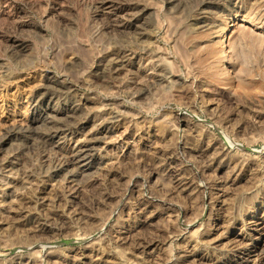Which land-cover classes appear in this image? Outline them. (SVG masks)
I'll return each instance as SVG.
<instances>
[{
	"label": "rangeland",
	"instance_id": "1",
	"mask_svg": "<svg viewBox=\"0 0 264 264\" xmlns=\"http://www.w3.org/2000/svg\"><path fill=\"white\" fill-rule=\"evenodd\" d=\"M115 1L0 0V264H264V0Z\"/></svg>",
	"mask_w": 264,
	"mask_h": 264
},
{
	"label": "bare ground",
	"instance_id": "2",
	"mask_svg": "<svg viewBox=\"0 0 264 264\" xmlns=\"http://www.w3.org/2000/svg\"><path fill=\"white\" fill-rule=\"evenodd\" d=\"M107 1H108V0H107ZM109 1H110V0H109ZM112 1H113V0H112ZM114 1H115V0H114ZM116 1H117V0H116ZM116 1H115V2H116ZM183 1H184V0H169V4L175 5L176 7H177V5H179V7L182 6V8L184 7V9H183V11H184V10H185V7H186V5H187L188 2H187L186 0H185L186 2H183ZM120 2H121V1H120ZM101 3H102V2H101ZM101 3H100V5H101ZM112 3H113V2H112ZM116 3H117V2H116ZM118 3H119V2H118ZM152 3H153V2H152ZM110 4H111V3H110ZM110 4L108 3V5H110ZM146 4H149V3H146ZM153 4H154V3H153ZM112 5H113V4H112ZM137 5H138V4H137ZM150 5H152V4L150 3ZM157 5H158V4H157ZM104 6H105V5H104ZM113 6H114V5H113ZM115 6H116V4H115ZM115 6H114V7H115ZM119 6H120V4H119ZM131 6H132V5H131ZM142 6H143V5H142ZM109 7H110V6H109ZM143 7H144V6H143ZM169 7H170V6H169ZM188 7H189V5H188ZM103 8H104V7H103ZM115 8H116V7H115ZM119 8H121V7H119ZM122 8H123V6H122ZM136 8H137V7H136ZM154 8H155V7H154ZM21 9H22V8H21ZM101 9H102V8H101ZM108 9H109V8H108ZM140 9H142V8H140ZM140 9L138 8L137 11L140 10ZM148 9H149V8H148ZM156 9H157V7H156ZM179 9H180V8H179ZM179 9H177V10H179ZM187 9H188V8H187ZM105 10H106V9H104V11H105ZM114 10L116 11V9H114ZM114 10H113V11H114ZM125 10H126V9H125ZM150 10H151V9H150ZM153 10H154V9H153ZM101 11H103V10H101ZM107 11H108V13L110 12V10H107ZM107 11H106V12H107ZM118 11H119V10H118ZM121 11H122V10H121ZM144 11H145V10H144ZM124 12H125V11H124ZM129 12H130V11H129ZM133 12L135 13L134 10H133ZM138 12H139V11H138ZM140 12H141V11H140ZM148 12H149V11H148ZM150 12H151V11H150ZM154 12H155V11H153L152 13H154ZM103 13H105V12H103ZM134 13H133V14H134ZM146 13H147V12H145L144 14H146ZM105 14L107 15V13H105ZM105 14H104V17H105ZM111 14H112V13H111ZM121 14H122V13H121ZM124 14H126V13H124ZM124 14H123V15H124ZM136 14H137V12H136ZM144 14H143V15H144ZM156 14H158V13H156ZM102 15H103V14H102ZM116 15H117V16H116ZM116 15H115L116 17L119 16L118 13H117ZM127 15H128V14H127ZM127 15H125V16H127ZM143 15H142V17H143ZM149 15H150V14H149ZM151 15H152V14H151ZM107 16H108V15H107ZM128 16H129V15H128ZM128 16H127V17H128ZM137 16H138V15H137ZM144 16H145V15H144ZM153 16H154V15H153ZM153 16H151V20H152L153 18H155V16H154V17H153ZM131 17H132V16H131ZM133 17H135V16L133 15ZM133 17H132V18H133ZM152 17H153V18H152ZM107 18H110V16L107 17ZM119 18H120V17H119ZM128 18H129V17H128ZM137 18H138V17H137ZM149 18H150V17H149ZM112 19H113V17H112ZM121 19H122V18H121ZM133 19H134V18H133ZM138 19H140V18H138ZM138 19H137V20H138ZM156 19H157V18H156ZM156 19H153V20H156ZM108 20L110 21V19H108ZM113 20H114V19H113ZM131 20H132V19H131ZM142 20H143V18H142ZM153 20H152V21H153ZM109 21H108V23H109ZM111 21H112V20H111ZM116 21H117V20H116ZM123 21H124V20H123ZM125 21H126V19H125ZM127 21H128V20H127ZM129 21H130V19H129ZM129 21H128V22H129ZM156 21H157V20H156ZM120 22H121V21H120ZM139 22H140V21H139ZM139 22H137V23H139ZM142 22H143V21H142ZM110 23H112V22H110ZM118 23H119V21H118ZM122 23H123V22H122ZM122 23H121V24H122ZM125 23H126V22H125ZM156 23H157V22H156ZM113 24H115V21L113 22ZM113 24H112V25H113ZM140 24H141V23H140ZM128 25H129V23H128ZM145 25H146V24H145ZM123 26H124V25H123ZM126 26H127V24H126ZM132 26H133V25H132ZM137 26H138V25H137ZM137 26H136V27H137ZM69 27H70V25H69ZM112 27H113V26H112ZM130 27H131V25H130ZM130 27H129V28H130ZM139 27H141V26H139ZM139 27H138V28H139ZM94 28H95V27H94ZM123 28H124V27H123ZM126 28H127V27H126ZM141 28H142V27H141ZM115 29H116V28H115ZM38 30H39V29H38ZM116 30H117V29H116ZM119 30H120V29H119ZM127 30H128V29H127ZM134 30H135V28H134ZM136 30H137V28H136ZM120 31H122V30H120ZM125 31H126V30H125ZM128 31H129V30H128ZM132 31H133V29H132ZM22 41H23V40H22ZM26 42H28V41H26ZM20 43H21V42H20ZM16 45H17V44H16ZM13 46H14V45H13ZM28 46H29V49H30V45H28ZM16 47H17V46H16ZM16 47H15V48H16ZM26 47H27V46H26ZM19 48H20V47H19ZM22 48H23V47H22ZM24 48H25V47H24ZM24 48H23V49H24ZM23 49H22V50H23ZM27 49H28V48H27ZM16 50H17V49H16ZM20 51H21V50H20ZM26 51H27V50H26ZM18 52H19V50H18ZM29 52H30V50H29ZM29 52H28V53H29ZM23 54H24V52H23ZM29 54H30V53H29ZM26 55H27V54H26ZM111 56H112V55H111ZM111 56H109V58H111ZM126 56H127V55H126ZM115 57H116V56H115ZM107 58H108V57H107ZM117 58H118V56H117ZM120 58L122 59V57H120ZM115 59H116V58H115ZM118 59H119V58H118ZM123 60H125V59H123ZM123 60H122V61H123ZM128 60H129V59H128ZM128 60H127V62H128ZM110 61H111V60H110ZM116 61H117V60H116ZM119 61H120V60H119ZM132 61H133V60H132ZM163 61H164V60H163ZM107 62H108V61H107ZM117 62H118V61H117ZM123 63L127 64L125 61H124ZM163 63H164V62H163ZM109 64H110V63H109ZM109 64H108V65H109ZM113 64H114V63H113ZM167 64H168V63H167ZM123 65H124V64H123ZM114 66H115V65H113V67H114ZM116 66H117V65H116ZM125 66H126V65H125ZM166 67H167V66H166ZM167 68H169V67H167ZM169 69H170V68H169ZM160 72H162V70H161ZM160 72H159V73H160ZM168 72H169V70H168ZM171 72H173V71H171ZM173 73H174V72H173ZM160 74H161V73H160ZM170 74H171V73H170ZM163 75H164V74H163ZM168 75H169V73H168ZM170 76H171V75H170ZM174 76H175V75H174ZM167 77H168V76H167ZM171 77H172V76H171ZM171 77H169V78H171ZM158 78H159V77H158ZM160 78H161V76H160ZM165 78H166V76H165ZM169 78H168V80H169ZM50 79H51V78H50ZM171 79H172V78H171ZM173 79H174V78H173ZM48 80H49V79H48ZM61 80H65V79H61ZM61 80H59V79H57V78H53V79H51V81H50L51 84H50V82H49V85L53 86L54 88L59 89V90L62 89V88H65V91H63V92L61 93L62 96H61V94H59V96H61L60 98H59L58 95L56 96L53 92L51 93L50 97H48L49 99L47 98V99H48V103L51 104V105H49V104H48V106L46 105V107H47V108L45 109V110H46V113L44 112L46 115H44V116L41 117V118L43 119L44 122H47V123L50 122L53 126L56 124V125H55L56 127H57V125H58L59 120L62 118V117H60V116H61L60 113H59L60 111L66 112L67 114H65V115H68V118H71V117L73 118V116H76L75 113H78L77 111H81V110H78V109H80L81 106H83V107L85 108V106H84L85 103L83 104V103L78 99V97L75 95V93L72 91V89H71L69 86H67L66 84L63 85V83H65V82H63V81H61ZM159 80H160V79H159ZM161 80H162V79H161ZM163 81H165V80L163 79ZM168 82H169V81H168ZM49 85H48V86H49ZM49 88H50V87H49ZM52 89H53V88H52ZM47 90H48V89H47ZM47 90H46V91H47ZM52 91H53V90H52ZM60 91H61V90H60ZM43 92H44V91H43ZM49 92H50V91H48L47 93H49ZM55 93H56V91H55ZM36 95H37V94H36ZM78 95H79V94H78ZM38 96H40V95H38ZM38 96H36V97H38ZM33 97H34V96H33ZM44 97H46V95H44ZM44 97H43V98H44ZM39 98H40V97H39ZM41 98H42V97H41ZM61 98H63V99H64V98H65V99L67 98L66 100L68 101V104H69V105L66 104V103L63 102V101H62L63 103H61V101H58V99H61ZM79 98H80V97H79ZM81 99H82V98H81ZM83 99H84V98H83ZM85 99H86V98H85ZM85 99H84V100H85ZM38 100H40V99H38ZM38 100H37V102H38ZM88 100H89V99H88ZM33 101H34V100H33ZM40 102H41V101H40ZM87 102H88V101H87ZM31 103H32V102H31ZM33 103H34V102H33ZM44 103H46V102L44 101ZM81 103H82V104H81ZM35 104H36V103H35ZM37 104H38V103H37ZM86 104H87V103H86ZM38 105H39V104H38ZM38 105H37V106H38ZM66 105H67V107H66ZM33 106H34V105H32V107H33ZM35 107H36V106H35ZM39 107H40V105H39ZM78 107H79V108H78ZM83 107H82V108H83ZM44 108H45V107H44ZM86 108H87V107H86ZM86 108H85V110H86ZM85 110H83V111H85ZM31 113H32V112H31ZM34 113H36V112H34ZM39 113H40V112H39ZM78 114H79V113H78ZM81 114H83V113H81ZM65 115H64V116H65ZM83 115H85V113H84ZM33 116H34V115H33ZM62 116H63V115H62ZM65 117H66V116H65ZM80 117H81V116H80ZM182 117H184V116L182 115ZM34 118H35V117H34ZM85 118H86V117H85ZM180 118H181V117H180ZM185 118H186V117H185ZM187 118H188V117H187ZM187 118H186V119H187ZM81 119H83V117H82ZM81 119H80V120H81ZM63 120H64V119H63ZM65 120H66V119H65ZM98 120H99V119H98ZM32 121H33V120H32ZM43 121H42V122H43ZM100 121H101V120H100ZM164 121H166V120H164ZM40 122H41V121H40ZM42 122H41V123H42ZM185 122L188 123V120L185 121ZM190 122H191V121H190ZM31 123H32V122H31ZM38 123H39V121H38ZM50 123H49V124H50ZM53 123H54V124H53ZM61 123H62V122H61ZM94 123H95V122H94ZM187 123H186V124H187ZM36 124H37V123H36ZM42 124H44V123H42ZM51 124H50V125H51ZM165 124H167V123H165ZM171 124H172V123H171ZM181 124L186 126V124L183 122V120H181ZM188 124H189V123H188ZM191 124H192V122H191ZM191 124H190V125H191ZM45 125H46V123H45ZM45 125H44V126H45ZM36 126H37V125H36ZM47 126H48V125H46V129L48 128ZM59 126H60V124H59ZM94 126H95V125H94ZM191 126H193V125H191ZM95 127H96V126H95ZM99 127H100V126H99ZM106 127H107V126H106ZM171 127H172V126H171ZM171 127H170V125H169V128H171ZM37 128H38V127H37ZM62 128H63V127H62ZM186 128H187V126H186ZM189 128H191V127H189ZM192 128H193V127H192ZM199 128H200V127H199ZM42 129H43V128H42ZM171 129H174V128L172 127ZM39 130H40V129H39ZM48 130H49V129H48ZM60 130H61V128H60ZM174 130H175V129H174ZM178 130H179V128H178ZM182 130H183V129H182ZM190 130H191V129H190ZM200 130H201V129H200ZM45 131H46V130H45ZM61 131H62V130H61ZM103 131H104V130H103ZM169 131H170V129H169ZM201 131H202V130H201ZM41 132H42V131H41ZM62 132H63V131H62ZM176 132H177V131H176ZM187 132H189V131H187ZM187 132H186V134H187ZM43 133H44V132H43ZM98 133H99V132H98ZM171 133L173 134V132H171ZM181 133H182V131H181ZM197 133H199V132H197ZM45 134H46V133H45ZM47 134H48V133H47ZM49 134H50V133H49ZM60 134H61V133H60ZM62 134H63V133H62ZM96 134H97V133H96ZM156 134H157V133H156ZM163 134H164V133H163ZM178 134H179V133H178ZM194 134H196V132H195ZM43 135H44V134H43ZM54 135H58V130H57V131H54ZM159 135H160V136H163V135H161V133H160ZM167 135H168V133H167ZM173 135H174V134H173ZM176 135H177V133L174 135L175 138L177 137ZM183 135H184V134H183ZM58 136H60V135H58ZM160 136H157V137H160ZM193 136H194V135H193ZM40 137H42V136H40ZM43 137H44V136H43ZM61 137H62V136H61ZM164 137H165V136H164ZM177 138H178V137H177ZM177 138H176V139H177ZM180 138H182V137H180ZM194 138H195V137H194ZM196 138H197V136H196ZM199 138H200V137H199ZM208 138H209V137H208ZM54 139H55V138H54ZM44 140H45V139H44ZM56 140L59 141L60 138H59V140H58V138H57ZM166 140H167V139H166ZM182 140H183V139H182ZM208 140H209V139H208ZM46 141H47V139H46ZM48 141H49V139H48ZM57 141L54 140V142H57ZM184 141H185V140H184ZM206 141H207V140H206ZM52 142H53V141H52ZM169 142H171V141L169 140ZM178 142H179V144H178V148L181 149V151L184 153V155L186 154L185 156H188V158L186 159V161L191 162V160H190V158H189V155H191V154H190V151L188 150V148H189L188 146H189V145H186V144H185L186 142H185V143H182V141H178ZM208 142H209V144H210V141H208ZM25 143H26V142H25ZM216 143H217V142H216ZM216 143H215V144H216ZM9 144H11V143L9 142ZM52 144H53V143H52ZM52 144H51V146H52ZM57 144H58V143H57ZM84 144H85V143H84ZM169 144H170V143H169ZM176 144H177V143H176ZM176 144H175V145H176ZM187 144H189V143H187ZM211 144H212V142H211ZM55 145H56V143H55ZM90 145H91V144H90ZM90 145H89V146H90ZM185 145H186L188 148H186ZM207 145H208V143H207ZM216 145H217V144H216ZM216 145H215V146H216ZM10 146H11V145H10ZM53 146H54V145H53ZM58 146H59V145H58ZM170 146H171V145H170ZM222 146H223V145H222ZM23 147H24V146H22V148H23ZM59 147H60V146H59ZM91 147H92V146H91ZM91 147H90V148H91ZM174 147H175V146H174ZM218 147L220 148V145H219ZM218 147H217V148H218ZM88 148H89V147H88ZM88 148H87V149H88ZM90 148H89V149H90ZM201 148H202V147H201ZM80 149H81V148H80ZM192 149H193V148H192ZM195 149H196V148H195ZM197 149H199V147H198ZM197 149H196V151H197ZM202 149H203V148H202ZM202 149H200V150H202ZM204 149H205V148H204ZM206 149H207V148H206ZM168 150H170V148H169ZM190 150H191V149H190ZM200 150H199V151H200ZM207 150H208V149H207ZM216 150H217V149H216ZM223 150H224V149H223ZM17 151H18V150H17ZM21 151H22V150H21ZM79 151H80V150H79ZM82 151H83V149H82ZM85 151H86V150H85ZM170 151H171V150H170ZM191 151H192V150H191ZM90 152H91V151H89L88 154H89ZM161 152H163V151H161ZM172 152H173V151H172ZM197 152H198V151H197ZM204 152H205V151H204ZM9 153H10V152H9ZM15 153H17V152H15ZM183 153H182V154H183ZM202 153H203V152H201V154H202ZM206 153H207V152H206ZM208 153H209V152H208ZM220 153H221V152H220ZM220 153H218V154H220ZM224 153H225V151H224ZM12 154H14V153H12ZM12 154H8V155H12ZM77 154H78V153H77ZM85 154L87 155V152H86ZM85 154H84V155H85ZM164 154H165V153H164ZM173 154H174V153H173ZM210 154H211V153H210ZM213 154H214V153H213ZM221 154H223V153H221ZM225 154H227V153H225ZM17 155H18V154H16L15 156H17ZM22 155H23V154H22ZM166 155H167V154H166ZM170 155H171V154H170ZM204 155L206 156V154H204ZM215 155H216V153H215ZM223 155H224V154H223ZM223 155H221V156H223ZM229 155H230V154H229ZM18 156H19V155H18ZM73 156H74V155H73ZM73 156H71V158H72ZM77 156H79V155H77ZM174 156H175V155H174ZM219 156H220V155H219ZM226 156H227V155H226ZM19 157H20V156H19ZM80 157H83V156H80ZM89 157H90V154H89ZM163 157H164V156H163ZM165 157H166V156H165ZM165 157H164V160H163V161L166 160ZM206 157H207V156H206ZM208 157H209V156H208ZM208 157H207V158H208ZM210 157H211V156H210ZM214 157H215V156H214ZM224 157H225V156H224ZM21 158H22V157H21ZM174 158H175V157H174ZM215 158H216V157H215ZM215 158H214V159H215ZM16 159H18V158H16ZM16 159H14V160H16ZM76 159H77V158H76ZM81 159H82V158H81ZM221 159H222V157L220 158V160H221ZM21 160H22V159H21ZM21 160H20V161H21ZM70 160H71V159H70ZM169 160H170V159H169ZM174 160H175V159H174ZM211 160L213 161V159H211ZM211 160H210V161H211ZM218 160H219V159H218ZM220 160H219V161H220ZM227 160H228V158H227ZM17 161H18V160H17ZM17 161H16V162H17ZM78 161H79V158H78ZM163 161H162V162H163ZM170 161H171V160H170ZM172 161H173V160H172ZM172 161H171V162H172ZM210 161H209V162H210ZM10 162H12V159H11ZM10 162H9V163H10ZM18 162H19V161H18ZM18 162H17V163H18ZM75 162H77V161H75ZM86 162H87V163H86ZM86 162H85V163H82L81 166L79 165V166H80L79 169L81 170L80 172H82V173H83L84 171L87 172L88 170H91V169L93 168V167H90V166H92V165H89V164H88L89 161H86ZM157 162H158V161H157ZM159 162H160V160H159ZM159 162H158V163H159ZM222 162H223V161H222ZM228 162H229V161H228ZM9 163H8V164H9ZM77 163H78V162H77ZM77 163H76V164H77ZM79 163H81V162L79 161ZM158 163H157V165H158ZM160 163H161V162H160ZM175 163H176V162H175ZM175 163H174V164H175ZM217 163H218V162H217ZM11 164H12V163H11ZM74 164H75V163H74ZM211 164H212V163H211ZM225 164H226V163H225ZM12 165H13V164H12ZM15 165H16V164H15ZM17 165H18V164H17ZM19 165H20V164H19ZM155 165H156V164H155ZM88 166H89V167H88ZM162 166H163V165H162ZM216 166H217V165H216ZM216 166H215V167H216ZM219 166H221V165H219ZM9 167H10V165H9ZM74 167H75V166H74ZM154 167H156V166H154ZM159 167H160V166H159ZM164 167H165V166H164ZM170 167H172L171 164H170ZM226 167H227V166H226ZM76 168H77V170H78V166H76ZM96 168H97V167H96ZM156 168H158V167H156ZM161 168H163V167H161ZM166 168L168 169V166H167ZM172 168H173V167H172ZM172 168H171V169H172ZM177 168H178V167H177ZM181 168H182V167H181ZM181 168L179 167V169H181ZM216 168H217V167H216ZM220 168H221V167H220ZM73 169H74V168H73ZM93 169H95V166H94ZM163 169H165V168H163ZM167 169H165L164 171L166 172ZM169 169H170V168H169ZM174 169L177 170V169H176V166H175ZM75 170H76V169H75ZM153 170H155L154 172H152V173L155 174V175H154V179H155L154 181L157 182V183H159V184H161V185H163V184L166 185L165 181L162 179V178H164V177H163V176H164L163 174H165V173H163V172L160 170V171L163 173V174H162L159 170L154 169V168H153ZM223 170H224V169H223ZM225 170H226V168H225ZM228 170H230V169H228ZM78 171H79V170H78ZM173 171H174V170H173ZM178 171H179V170H178ZM76 172H77V171H76ZM80 172H79V173H80ZM92 172H93V171H92ZM223 172H226V171H223ZM230 172H231V171H230ZM72 173H73V172H72ZM82 173H81V174H82ZM84 173H85V172H84ZM84 173H83V175H84ZM178 173H179V172H178ZM228 173H229V172H228ZM87 174H89V173L87 172ZM222 174H223V173H222ZM225 174H227V173H225ZM69 175H70V174H69ZM74 175H75V174H74ZM74 175L72 176V178L74 177ZM166 175H167V174H166ZM173 175H174V174H173ZM227 175H228V174H227ZM76 176H77V175H76ZM76 176H75V177H76ZM79 176H80V174H79ZM151 176H152V175H151ZM175 176H176V175H175ZM178 176H179V175H178ZM178 176H177V177H178ZM70 177H71V176H70ZM168 177H170V176L168 175ZM168 177L166 178V180L168 179ZM172 177H173V176H172ZM149 178H150V176H149ZM182 178H183V177H182ZM73 179H74V178H73ZM146 179H147V178H146ZM174 179H175V178H174ZM174 179H173V180H170V182H172V181L174 182ZM177 180H178V179H177ZM183 180H184V178H183ZM150 181H151V178L148 179V182H150ZM168 181H169V179H168ZM168 181H167V182H168ZM178 181H179V180H178ZM144 182H147V181L145 180ZM170 182H168V183H170ZM175 182H176V181H175ZM184 182H185V181H184ZM151 183H152V182H151ZM168 183H167V184H168ZM176 183H177V182H176ZM181 183H182V181H181ZM146 184H147V183H146ZM146 184H145V185H146ZM155 184H156V183H155ZM159 184H158L157 186H159ZM170 184H171V183H170ZM172 184L174 185V183H172ZM179 184H180V183H179ZM150 185H151V184H150ZM146 186H147V185H146ZM177 186H178V184H177ZM184 186H185V185H184ZM150 187H151V186H150ZM180 188H181V187H180ZM183 188H185V187H183ZM183 188H181V189H183ZM68 197H69V196H68ZM70 197H71V196H70ZM64 198H65V197H64ZM158 200H160V199H158ZM254 202H255V201H254ZM261 202H262V201H261ZM251 203H252V202H251ZM251 203H250V204H251ZM248 204H249V203H248ZM253 204H254V203H253ZM254 206H256V205H254ZM254 206H252V207H254ZM259 206H260V205H259ZM262 206H263V204H262ZM243 207H244V206H243ZM262 208H263V207H262ZM244 211H245V210H244ZM251 212H252V211H251ZM25 214H26V212H25ZM28 214H29V213H28ZM262 214H263V213H262ZM262 214H260V215H262ZM26 216H27V215H26ZM30 216H32V215H30ZM33 216H34V215H33ZM258 216H259V215H258ZM22 217H23V216H22ZM22 217H20V218H22ZM250 218H251V217H250ZM255 218H256V217H255ZM27 219H28V218H27ZM27 219H26V220H27ZM26 220H22V221H23V224L20 222L21 220L19 221V223L22 224V225L24 226V224H25L24 221H26ZM29 220H31V219H29ZM32 220H34V219L32 218ZM235 220H236V219H235ZM34 221H35V220H34ZM246 221H247V220H246ZM249 221H250V220H249ZM251 221H252V220H251ZM35 222H36V221H35ZM0 223H1V222H0ZM19 223H18V224H19ZM26 223H27V222H26ZM257 223H258V222H257ZM7 224H8V223H7ZM31 224H32V222H31ZM39 224H40V223H39ZM248 224H249V223H248ZM250 224H251V223H250ZM252 224H253V223H252ZM262 224H263V228H264V223H262ZM1 225H2V224H1ZM27 225H28V224H26L25 226H27ZM3 226H4V225H3ZM19 226H20V225H19ZM29 226H30V229H31V225H30V224H29ZM1 227H2V226H1ZM6 227H7V226H6ZM12 227H13V226H12ZM15 227H16V226H15ZM32 227H33V226H32ZM37 227H38V223H37ZM253 227H255V226H253ZM256 227H257V226H256ZM25 228H26V227H25ZM38 228H39V227H38ZM259 228H260V227H259ZM2 229H3V228H2ZM11 229H12V228H11ZM13 229H14V228H13ZM30 229H29V230H30ZM39 229H40V228H39ZM251 229H252V228H251ZM257 229H258V228H257ZM0 230H1V228H0ZM4 230H5V229H4ZM4 230H3V231H4ZM6 230H7V229H6ZM12 231H13V230H12ZM33 231H34V229H33ZM41 231H42V230H41ZM254 231H255V230H254ZM262 231H263V230H262ZM10 232H11V231H10ZM1 233H3V232H1ZM6 233H7V231H6ZM39 233H40V232H39ZM262 233H263V232H262ZM43 234H44V233H43ZM239 234H240V233H239ZM245 236H246V235H245ZM237 237H238V236H237ZM241 237H242V236H241ZM243 237H244V236H243ZM258 237H259V235H258ZM258 237H257V238H258ZM244 238H245V237H244ZM263 238H264V237H263ZM248 239H249V237H248ZM251 239H252V238H251ZM239 240H240V239H239ZM241 240H242V239H241ZM260 240H261V238H260ZM262 242H264V239H262ZM246 243H247V242H246ZM251 244H252V243H251ZM258 244H259V243H258ZM262 244H263V243H262ZM254 246H255V244H254ZM189 248H190V247H189ZM250 248H251V247H250ZM252 249H253V248H252ZM259 249H261V248H259ZM191 250H192V249H191ZM251 252H252V251H251ZM252 253H254V252H252ZM252 253H251V254H252ZM259 253L262 254V250H261V252H260V250H259ZM242 254H243V253H242ZM257 254H258V253H257ZM263 254H264V252H263ZM29 255H30V254H29ZM259 255H260V254H259ZM29 257H30V256H29ZM260 257H261V256H260ZM17 258H18V257H17ZM20 258H23V257L21 256ZM20 258H19V259H20ZM55 258H56V257H55ZM33 259H34V258L30 259V261L33 260ZM16 260H17V259H16ZM20 260H21V259H20ZM20 260H19V261H20ZM27 261H28V260H27ZM31 262H32V261H31ZM259 262H260V261H259ZM1 263H2V262H1ZM22 263H23V262H22ZM25 263H26V262H25ZM34 263H35V262H34ZM34 263H33V264H34ZM13 264H14V263H13ZM17 264H18V263H17ZM35 264H36V263H35Z\"/></svg>",
	"mask_w": 264,
	"mask_h": 264
}]
</instances>
